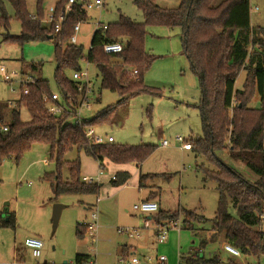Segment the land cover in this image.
<instances>
[{
    "label": "rangeland",
    "instance_id": "374dc122",
    "mask_svg": "<svg viewBox=\"0 0 264 264\" xmlns=\"http://www.w3.org/2000/svg\"><path fill=\"white\" fill-rule=\"evenodd\" d=\"M9 16L8 30H0V65L3 64L9 72H26L25 76L39 77L49 81L51 90H56L54 71L55 40L30 41L23 45L17 41L4 40L6 34L18 36L21 33V22L16 18L11 4L3 0ZM78 4L92 3L101 7H85L86 17L80 21V30L76 33L78 45L83 47L87 55L94 31L98 27L113 24L120 20L121 15L137 23H144L142 11L136 6L135 0H77ZM165 9H174L181 0H152ZM220 0H215L219 2ZM39 0H27L29 12L37 14ZM60 0H40L44 15L43 23L48 17L50 7H56ZM251 19L254 27H264V0H250ZM68 2L62 8L66 13ZM85 5V6H86ZM1 15V11H0ZM57 19V18H56ZM145 48L154 56L151 68L144 74V83L151 92H133L131 96L122 99L117 92L100 89L99 70L85 59L81 61L82 70H87L95 94L91 95L90 108L83 110V116L90 121L107 107L117 109L111 123L93 126L96 134L107 138L113 136L118 144H151L156 146L154 153L142 164H118L105 160L107 167L102 171L101 190L98 194H62L55 196L50 181L45 175L57 172V165L49 161V144L36 143L25 152L19 161L7 159L0 163V215L1 221L14 213L15 227L0 226V264L10 263L22 257L28 264H62L64 260L73 263L76 254H89L95 264H114L122 258L136 257L141 264H154L155 258L165 255L178 261V254L188 255L194 248H202L201 240L212 227L215 217L219 191L212 180L205 182L201 167L213 169L202 153L185 150L177 136L188 141H196L203 136L202 120L198 108L201 90L198 76L185 55L182 33L179 28H168L161 25H148ZM32 65L38 66L33 69ZM22 74V73H21ZM20 74V76H21ZM246 72L240 73L236 86L241 88ZM129 75L135 78L134 70ZM14 89V91H12ZM18 81L13 83L3 80L0 75V101H15L20 95ZM260 97L257 94L251 101L252 107H260ZM8 108H12L9 105ZM21 117L24 121L30 119L28 111L22 107ZM169 145H163V140ZM193 144V143H192ZM217 156L239 173L250 180L257 179L245 164L230 158L227 151L217 152ZM80 160V178L94 176L99 172L98 161L84 153L73 149L64 160L72 162ZM48 161L47 163L45 161ZM98 162V163H97ZM141 170V171H140ZM127 173L129 179L122 185L112 183V175ZM151 174L143 185L141 176ZM64 180L70 179L69 166L61 167ZM30 183V184H29ZM153 196V201L159 204L156 213L142 214L134 210L146 196ZM100 202L97 204V198ZM63 204L58 227L54 234L52 225L53 206ZM99 209V225L97 241L92 242V235L84 233L77 235V224L87 221L90 210ZM185 209L195 212L198 219L202 216L206 221L195 222L193 228L183 226L184 215L173 221H180V232L170 229L168 241L156 242V231L160 224L155 217L159 212ZM230 212L236 214L232 207ZM90 211V212H89ZM151 219L150 226H145V220ZM165 221V222H164ZM170 221V220H168ZM172 221V220H171ZM170 221V222H171ZM137 228L140 237H129L118 233V228ZM202 229V230H201ZM264 230V225L261 228ZM202 232V234H199ZM38 237L44 242L42 255L36 259L31 250L25 246V240ZM96 238V237H95ZM136 246V250L133 246ZM224 242H211L205 247L207 253L220 252L221 260L226 264H264V255L233 256L223 248ZM127 246L128 256L123 254ZM132 252V253H131Z\"/></svg>",
    "mask_w": 264,
    "mask_h": 264
},
{
    "label": "trees",
    "instance_id": "16d2710c",
    "mask_svg": "<svg viewBox=\"0 0 264 264\" xmlns=\"http://www.w3.org/2000/svg\"><path fill=\"white\" fill-rule=\"evenodd\" d=\"M7 1L21 22V33L18 36L6 34L4 40L17 41L21 45L30 41L55 40V91L63 96L77 97V84L71 74L82 69L84 51L81 45L69 41L75 25L86 17L83 4L71 5L61 32L56 34L53 23L49 26L43 23L40 0L35 15L29 12L27 0ZM67 2L69 0L57 3L56 18ZM135 4L143 13L144 23L121 15L118 22L98 27L91 39L87 62L98 68L101 90L117 92L122 99L131 96V91H137V94L151 92L143 79L155 59L145 48L146 27L161 25L181 30L184 52L198 76L201 90L198 108L203 136L196 141H187L213 165V169L201 167L203 180L214 181L219 191L212 227L205 230L201 240L203 256L181 255V259L187 264H226L221 260L220 252L204 250L208 243L219 241L236 248L241 255H264V230L258 229L264 225V27L252 26L250 0H181L174 9L162 8L152 0H135ZM0 11V30H8L10 18L3 0H0ZM110 42L122 43L123 51L104 53L103 45ZM32 68L38 66L32 65ZM129 70L137 71L135 78L130 77ZM242 72H246L245 79L242 87L237 88L236 82ZM21 73L26 74L23 69ZM28 88L27 94H23L21 88L17 106L8 108V102H0V163L7 159L19 161L36 143L49 144V161L56 163L57 172L45 175V179L50 181L55 196L98 194L101 190L100 183H87L80 178L79 158L72 162L64 160L73 149L94 157L105 169V160L142 165L156 149L151 144L93 143L83 129L66 122V116L48 114L43 101L45 95L53 92L48 80L35 77ZM257 94L261 102L259 108L251 106ZM22 107L30 115L27 121L21 117ZM116 109V106L107 107L86 125L111 123ZM4 125L8 128L6 131L2 129ZM219 151H227L231 159L245 164L257 179L250 180L225 163L217 156ZM64 163L69 166V180H64L61 175ZM150 175L141 176V185ZM128 179L127 173H117L112 183L120 186ZM229 207L236 214L230 212ZM181 214L185 227L193 228L195 222L206 221L203 216L200 220L195 212L185 209L159 212L155 220L169 223ZM15 222L12 213L1 221L0 226L15 227ZM86 231L84 225L77 224L78 237H83ZM91 259L89 254H76L73 262L83 264Z\"/></svg>",
    "mask_w": 264,
    "mask_h": 264
},
{
    "label": "built area",
    "instance_id": "2783aa9c",
    "mask_svg": "<svg viewBox=\"0 0 264 264\" xmlns=\"http://www.w3.org/2000/svg\"><path fill=\"white\" fill-rule=\"evenodd\" d=\"M77 0H69L67 8L70 9L71 5L77 3ZM83 4V9L85 7L92 8L94 6L101 7L102 3H99L97 5H94L92 3H85ZM86 5V6H85ZM55 7H50L48 10V17L45 20L49 24H54V32L60 33L62 29V23L66 20V17L68 15V12L61 11L58 18L55 17ZM34 18L36 16H33ZM80 30V22L77 23L74 27V34L70 38L71 44H77L78 38L76 33ZM103 51L106 54H119L123 51V44L120 42H110L105 43L103 45ZM87 61V56L83 53V60ZM137 74V71H135ZM21 74V73H20ZM18 74L15 71L9 72L6 67L1 64L0 65V75L2 76L3 80L13 83L15 81L19 82L20 90L22 88V93L27 94L29 92L28 84L35 81V78L32 76H25L27 74ZM72 80L77 84V90L78 94L77 97L68 94L67 96H63L60 94L59 91H53L51 95H45L43 98V101L46 105V109L48 114L55 115V116H66L67 121L70 124L74 126H78L79 128L83 129L85 132L86 137L88 140L92 141L96 144H105V143H115V139L113 136H107V138H103L102 136L96 134L95 128L90 125H86V120L83 116V110L90 108V102H91V95L95 94V88L89 79V74L87 70H79L75 71L71 74ZM14 91V89L12 90ZM21 95V91L19 93ZM20 95L18 98H20ZM17 98V99H18ZM10 106H14L15 101H8ZM2 129L6 131L8 128L7 126H2ZM177 141L183 143L182 148L185 150H192V144L191 142H188L186 139H184L181 136H177ZM163 145H169L168 140H163ZM105 170V167L102 165V163H99V173L94 176H84L82 178L83 181L87 183H98L99 177L102 173V171ZM115 179V176L113 177ZM99 202V199L97 200V203ZM134 210L138 211L142 214H148V213H156L159 211V204L155 201L150 200H141L138 204L134 205ZM150 218L145 220V226H150ZM0 223H1V215H0ZM180 221H171L169 223H163L160 224L156 231V242L158 243H164L168 241V232L170 229H177L178 232L181 231L180 227ZM84 225L87 228L86 232H89V234L92 235V242L97 241V232L100 228L99 225V211L98 206L96 205V208H93V210L90 213L89 218L87 221H84L80 223ZM118 233L127 235L129 237H140L139 229L133 227H122L118 228ZM96 237V238H95ZM25 246L31 250L32 256L36 259L40 258L42 255V249L44 247V242L38 238V237H31L25 240ZM223 248L230 253L233 256L239 257L241 256V253L236 248L232 247L231 245L224 243ZM203 250L201 248H195L193 251L189 252V256H196L200 255L203 256ZM182 254H178V262L176 264H187L185 261L181 259ZM157 264H167L168 258L165 255H160L155 258ZM4 264H28L25 260L22 258H19V254L16 252V259H14L10 263H4ZM39 264V263H37ZM71 264H77V263H71ZM83 264H95L94 261L91 259L90 261L83 263ZM114 264H141L140 260L136 257H132L130 259L122 258L118 263Z\"/></svg>",
    "mask_w": 264,
    "mask_h": 264
},
{
    "label": "water",
    "instance_id": "95a60500",
    "mask_svg": "<svg viewBox=\"0 0 264 264\" xmlns=\"http://www.w3.org/2000/svg\"><path fill=\"white\" fill-rule=\"evenodd\" d=\"M49 39H53V36H49ZM66 208L65 205L63 204H55L53 206V214H52V227H53V231H52V234L55 233L57 227H58V223H59V220H60V216H61V213L63 211V209ZM46 263V262H45ZM62 264H68V261L67 260H64V262Z\"/></svg>",
    "mask_w": 264,
    "mask_h": 264
},
{
    "label": "crops",
    "instance_id": "0c3cea01",
    "mask_svg": "<svg viewBox=\"0 0 264 264\" xmlns=\"http://www.w3.org/2000/svg\"><path fill=\"white\" fill-rule=\"evenodd\" d=\"M252 26H254L253 23H252ZM0 102H2V101H0ZM181 148H182V147H181ZM188 151H190V150H188ZM45 162L47 163L48 161L46 160ZM97 163H98V162H97ZM98 165H99V163H98ZM98 168H99V167H98ZM138 168H139V166H138ZM106 169H107V167H106ZM140 171H141V170H140ZM99 172H100V171H99ZM99 172H98V173H99ZM98 173H96V174H98ZM96 174H95V175H96ZM101 175H102V173H101ZM101 175H100V177H99L100 180H101ZM114 176H116V175H112V177H111V181H112V179H113ZM98 183L101 184V181H99ZM29 184H30V183H29ZM102 186H103V184H101V187H102ZM98 199H99V197L97 198V200H98ZM143 200H150V201H153V196H152V195H151V196H146L145 199H143ZM99 202H100V199H99ZM99 202H98V203H99ZM98 203H97V204H98ZM97 206H98V205H97ZM92 210H93V209H91L90 211H92ZM90 211H89V212H90ZM98 211H99V209H98ZM90 213H91V212H90ZM131 246H133V245H131ZM133 247H134L135 250H136V246H133ZM194 249H195V248H194ZM194 249H192L191 251H193ZM19 253H20V251H19ZM131 253H132V252H131ZM123 254H124L125 256H126V255H127V256L129 255V254H128V248H127V246H126L125 248H123ZM179 254H180V253H179ZM19 255H20V254H19ZM21 258H22V257H21ZM125 258H126V257H125ZM167 258H168V257H167ZM45 262H46V261H45ZM177 262H178V261H177ZM177 262H176V263H177ZM176 263H175V264H176ZM154 264H157V263L155 262ZM167 264H174V259L168 258Z\"/></svg>",
    "mask_w": 264,
    "mask_h": 264
}]
</instances>
